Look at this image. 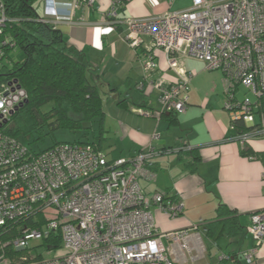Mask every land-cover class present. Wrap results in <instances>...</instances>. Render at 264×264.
<instances>
[{
  "label": "built area",
  "instance_id": "built-area-1",
  "mask_svg": "<svg viewBox=\"0 0 264 264\" xmlns=\"http://www.w3.org/2000/svg\"><path fill=\"white\" fill-rule=\"evenodd\" d=\"M123 1L127 0H113L105 28L124 23V38L132 46L148 37L153 48L165 52L177 75L175 82L160 87V114L185 110L192 73L180 59L193 57L202 60L207 69L222 71L228 94L224 107L231 122L241 120L247 127L235 140L242 145L258 137L264 140V0H190L184 8L117 19L116 9ZM72 2L78 6L93 0ZM14 20L0 0V62L5 47H15L3 36L6 25ZM16 84L12 79L0 80V124L26 99L25 90ZM239 85L252 93L253 102L233 96ZM142 86L139 82L138 87ZM156 118L158 121L159 116ZM1 126L0 226L38 216L44 222L40 227L21 226L22 235L0 242V264H175L171 256L175 244L181 251L194 249L200 254L205 249L198 231L158 230L151 206L174 217L182 204L161 191L148 194L143 190L140 178L150 177L148 165L155 152L151 144L132 156L113 159L91 144L78 142H60L32 152ZM158 137L155 128L152 139ZM262 175L264 180V170ZM246 232L253 244L242 256L252 264L264 239V209L250 214ZM53 233L59 236L60 245L45 247L47 254H53L49 258L31 254L28 259L25 253L16 263L6 254L8 244L20 251L29 248V240H42Z\"/></svg>",
  "mask_w": 264,
  "mask_h": 264
},
{
  "label": "crops",
  "instance_id": "crops-1",
  "mask_svg": "<svg viewBox=\"0 0 264 264\" xmlns=\"http://www.w3.org/2000/svg\"><path fill=\"white\" fill-rule=\"evenodd\" d=\"M173 1L128 0L123 7L117 6V19L174 10ZM112 2L93 0L92 4L78 6H73L72 0L38 3L39 14L51 19L66 42L81 52L100 88L104 105L102 130L99 132L96 119L91 124V134L100 138L99 148L113 159L132 156L149 144L154 147L152 163L148 165L150 177L140 178V184L148 194L161 191L182 204L181 212L174 217L151 206L159 231L200 232L203 226L200 224L216 215L220 203L235 212L246 227L250 214L264 209V162L257 157L264 152V140L258 137L248 142L256 156L242 154L243 146L234 138L231 115L224 107L228 94L222 71L205 72V63L192 57L180 59L192 73L185 91V110L160 114V108L157 110L160 87L175 82L177 75L169 67L165 52L153 48L148 37L143 36L132 46L124 38V23L105 28ZM150 61L153 66L148 64ZM204 77H216L217 81L210 78L213 85L203 89ZM139 82L142 87H138ZM233 96L236 97V91ZM134 107L150 114L136 113ZM155 128L159 137L152 139ZM193 225L197 228L193 229ZM208 243L211 245L210 240ZM225 244L227 240L221 242V246ZM252 244L246 232L234 246L242 252ZM221 255L214 247H205L199 254L194 249L181 251L176 244L171 253L175 264H219ZM254 264H264V239L257 246Z\"/></svg>",
  "mask_w": 264,
  "mask_h": 264
},
{
  "label": "trees",
  "instance_id": "trees-1",
  "mask_svg": "<svg viewBox=\"0 0 264 264\" xmlns=\"http://www.w3.org/2000/svg\"><path fill=\"white\" fill-rule=\"evenodd\" d=\"M39 1L2 0L7 15L15 19L6 25L3 36L7 38L8 45L14 44L19 47L22 58L13 62L6 71L9 73L8 76H0V80L8 81L16 78L26 92L27 102L8 116L1 130L15 137L32 152L46 149L31 148L32 143L35 142L37 145L43 140L46 126L48 133H53V130L59 127L92 130L91 124L96 119L100 132L104 115L100 88L94 82L81 52L69 45L61 31L52 23L40 20L42 16L36 9ZM119 1L121 3L122 0ZM127 2L128 0L123 5L118 4L123 7ZM10 49L12 48L9 46L5 47L3 57ZM232 125L234 136L247 130L241 120H232ZM98 141H100L99 136L93 135L90 139L87 135L71 142L87 143L100 149ZM60 142L67 141H56L52 145ZM242 146V154L255 155L248 143ZM257 157L264 162V152ZM164 195L166 198H171L166 193ZM43 222L42 216L36 219L28 217L22 222L8 221L0 226V242H11L13 238L22 235L21 226L40 227ZM201 225L203 226L199 231L206 249L214 247L222 254L218 260L219 264H248L242 256L246 250L240 252V247L234 246L246 233V227L241 225L235 212L220 203L216 208V215ZM209 240L211 245L208 243ZM224 240H227V244L221 246ZM59 243V236L53 233L44 237L40 245L55 248L60 245ZM232 244V248H229ZM6 247L8 256L29 253L40 257L35 251L36 247L29 246L31 249L26 248L20 251L15 250L11 244Z\"/></svg>",
  "mask_w": 264,
  "mask_h": 264
},
{
  "label": "rangeland",
  "instance_id": "rangeland-1",
  "mask_svg": "<svg viewBox=\"0 0 264 264\" xmlns=\"http://www.w3.org/2000/svg\"><path fill=\"white\" fill-rule=\"evenodd\" d=\"M190 5V0H174L172 2V9H179V8H183ZM36 9L38 11V13H40V8H39V4H36ZM188 57V56H187ZM22 58V53L21 50L19 49L18 46L13 47L12 49L9 50V52L6 54V56H4L0 62V73H4L6 72L12 65L13 62L18 61ZM191 58V57H190ZM193 58V57H192ZM196 59V58H195ZM198 60V59H197ZM203 67V65H202ZM205 72H213V71H218L219 73H221V70L216 69V70H210V69H205V66L203 67ZM210 70V71H209ZM205 76V75H203ZM206 77H208L206 75ZM206 77L203 78V82L201 83V88H211V86L213 85V81H217L216 77H209L208 79H206ZM213 78V81L211 82L209 79ZM158 95H156V100H157ZM236 97L238 100H242L245 98H248L250 101H254L255 97L252 95L251 92H249V90H247L245 87L239 85L237 87L236 90ZM160 105H158L157 110H159ZM134 112H138L137 108H133ZM93 129H96V122L93 123ZM48 127L46 126L45 128V132L43 133V140L39 141L36 145V143H32L31 144V148L33 150H41L44 148H47L48 146L52 145V143L56 142V141H67V142H71L74 141L75 139H78L79 137H88L91 139L92 138V134H91V130H87V128H81L78 130H73L67 127H59L56 128L55 130H53V133H48ZM96 133H98L96 131ZM47 216H51V213H48ZM166 242V241H165ZM41 244V239H32L29 240V246L30 247H36V251L39 254H42L44 257L49 258L51 257L53 254H47L45 252V247L40 245ZM25 253L22 254H15V255H10V258L15 260V262L17 263L19 261V256L24 255ZM27 254V253H26ZM28 259H31V255L27 254Z\"/></svg>",
  "mask_w": 264,
  "mask_h": 264
},
{
  "label": "water",
  "instance_id": "water-1",
  "mask_svg": "<svg viewBox=\"0 0 264 264\" xmlns=\"http://www.w3.org/2000/svg\"><path fill=\"white\" fill-rule=\"evenodd\" d=\"M9 73H0V76H8ZM12 82H16L17 86L20 87V84L18 83L17 79L16 78H13L12 79ZM27 102V100H23L21 103H19L17 106L14 107V109H12L10 111V114H13L14 111H16L19 107L23 106L25 103ZM7 120H4L3 123H5ZM1 123L0 126L3 124Z\"/></svg>",
  "mask_w": 264,
  "mask_h": 264
},
{
  "label": "clouds",
  "instance_id": "clouds-1",
  "mask_svg": "<svg viewBox=\"0 0 264 264\" xmlns=\"http://www.w3.org/2000/svg\"><path fill=\"white\" fill-rule=\"evenodd\" d=\"M41 18H44V17H41ZM203 243V242H202ZM204 244V243H203ZM205 247V246H204ZM253 262H254V259H253Z\"/></svg>",
  "mask_w": 264,
  "mask_h": 264
},
{
  "label": "flooded vegetation",
  "instance_id": "flooded-vegetation-1",
  "mask_svg": "<svg viewBox=\"0 0 264 264\" xmlns=\"http://www.w3.org/2000/svg\"><path fill=\"white\" fill-rule=\"evenodd\" d=\"M4 73H6V72H4Z\"/></svg>",
  "mask_w": 264,
  "mask_h": 264
}]
</instances>
